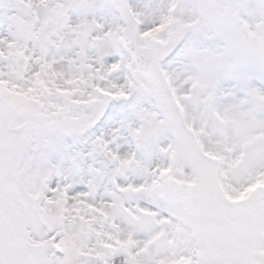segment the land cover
<instances>
[{"label":"snow or ice","instance_id":"snow-or-ice-1","mask_svg":"<svg viewBox=\"0 0 264 264\" xmlns=\"http://www.w3.org/2000/svg\"><path fill=\"white\" fill-rule=\"evenodd\" d=\"M0 264H264V0H0Z\"/></svg>","mask_w":264,"mask_h":264}]
</instances>
